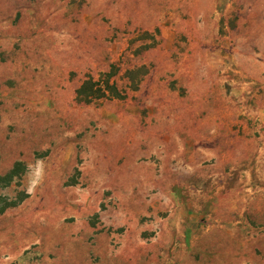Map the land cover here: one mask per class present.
Returning a JSON list of instances; mask_svg holds the SVG:
<instances>
[{
  "label": "rangeland",
  "instance_id": "obj_1",
  "mask_svg": "<svg viewBox=\"0 0 264 264\" xmlns=\"http://www.w3.org/2000/svg\"><path fill=\"white\" fill-rule=\"evenodd\" d=\"M0 264H264V0H0Z\"/></svg>",
  "mask_w": 264,
  "mask_h": 264
},
{
  "label": "trees",
  "instance_id": "obj_2",
  "mask_svg": "<svg viewBox=\"0 0 264 264\" xmlns=\"http://www.w3.org/2000/svg\"><path fill=\"white\" fill-rule=\"evenodd\" d=\"M105 87L106 88L100 86L99 89L94 90L93 83L91 81H87L86 83L83 84L82 88L80 89V93L82 91L85 92V91L93 90V91H96L98 93V95H99L98 97H103V96H105V92L106 91L107 92H112V93H115L116 92V89L109 84V81L105 83ZM117 97L120 98L121 96L117 95ZM13 174H14V171L12 170L6 176V179L7 180H10L13 177Z\"/></svg>",
  "mask_w": 264,
  "mask_h": 264
}]
</instances>
